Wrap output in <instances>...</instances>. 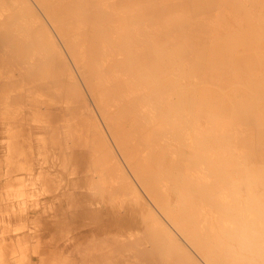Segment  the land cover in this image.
<instances>
[{"label":"rangeland","instance_id":"374dc122","mask_svg":"<svg viewBox=\"0 0 264 264\" xmlns=\"http://www.w3.org/2000/svg\"><path fill=\"white\" fill-rule=\"evenodd\" d=\"M79 1L65 0L60 8L47 9L41 0H0L11 5L0 12V27L9 29L14 12L20 14L21 26L9 37L13 60L0 47V264H98L105 258L104 264H161L157 249L146 241V231L164 239L171 250L168 254L182 264H225L217 240L225 246L231 264H264V114L256 129L251 118L221 125L231 117L232 103L242 101L240 91L253 85H259L253 89L254 100L264 113L260 90L264 91V48L256 45L243 52L246 64L249 61L252 66L251 59H257L261 67L245 77L228 62L223 75L204 64L201 69L191 66L200 61L204 49L223 47L225 39L243 35L242 24L255 13L258 27L264 30V0H211L197 13L191 11L195 2L190 0H150L155 10L177 14L180 21L164 30L158 18L141 16L140 32L132 30L133 38L141 41L147 35L149 41L165 40L171 55H178L182 43H189L192 49L185 57L190 65L183 63L175 74L174 92L209 85L222 98L216 107L221 122L217 127L205 115L196 124L189 115L183 116L184 123L169 116L172 128L166 133L161 130L150 142L151 152L145 141L147 132L159 127L153 120L158 103L125 113V120L117 124L111 121L122 110L132 112L135 96L149 88L130 94L135 76L121 72L116 74L122 77L119 80L95 88L89 82L92 64L84 59V50L75 47V33L62 30L52 17L58 9ZM106 3L97 1L94 8ZM141 5L134 0L130 14H142ZM239 21L242 27L237 26ZM109 33L113 56L108 60L97 56L93 68L110 80L125 57L114 41L120 33L116 28ZM20 35L32 39L18 44ZM35 39L39 51L33 50ZM224 51L225 61L235 62L240 56L231 47ZM160 78L163 83L169 80L166 75ZM112 89L121 91L115 95L116 103L102 101L101 91ZM176 99L174 95L168 101ZM131 119L139 125L125 144L118 135ZM147 157H152L149 165L158 171L149 175L161 202L140 177L138 168H144ZM176 179L191 184L189 192L174 183ZM181 192L197 201L198 207L187 231L180 228L184 220L180 210L170 206ZM120 197L133 206L139 222L145 221L143 232L117 235L114 224L127 216L126 209L113 208V201ZM181 198H177L179 205ZM72 199L79 205L74 210L70 209ZM115 209V215L106 213ZM111 225L110 232H105Z\"/></svg>","mask_w":264,"mask_h":264},{"label":"bare ground","instance_id":"6f19581e","mask_svg":"<svg viewBox=\"0 0 264 264\" xmlns=\"http://www.w3.org/2000/svg\"><path fill=\"white\" fill-rule=\"evenodd\" d=\"M41 1L43 2L44 6H46L47 9H49L50 7L54 5L56 6L59 5L58 8H60L62 3L65 2V0H48V1L41 0ZM97 1H100V0H80L79 2H70V4L68 6H65L63 9H58V11L55 12L52 15V17L60 25L62 30L67 29L70 31L69 33H75L73 34L76 40L75 47L77 46L81 47V49L84 50V54H83L84 59L90 64H92L91 65L92 69H90V71L88 70L90 74L89 82H91L90 84H92L95 88H101L103 87V84L106 85L105 83L109 81L119 80V78H122V77L116 74L120 72L126 75L132 74L135 76V81L133 82V85L129 89L130 94L134 95V94L140 93V91H133V90L149 88V91H146V93L143 92L144 95L140 94L139 97L135 96V99L132 101L133 105L130 107V110L132 112H127V111L122 110L121 112L119 111L120 113H118V115L111 118L113 125L115 123L117 124L119 121L125 120V113L134 114L137 111H139L140 106L142 105H145V104L150 105L152 103H158L157 108L155 110L156 113L154 114L153 120H154V124L159 127H157L155 131L152 129L149 130L147 132V138L145 141L146 142L145 146L149 152H151V149H152L150 142H152L153 140H156L157 137L160 136V131L162 130L163 132L166 133L171 130L170 128H172V125L170 124L169 119L167 118L169 116L177 117L180 120H182L184 118L183 116L189 115V116L194 117V123L196 124L199 121L200 116L205 115V117L208 118L209 123L212 124L214 127H217V125L221 123L220 118L218 117L219 114L217 115L216 113V109H217L216 107L219 105L218 99L220 97V93L217 92L219 90L214 89V86L206 85L205 87L201 86L198 88H192V89L189 88L190 89L189 91L180 89V92H178V94L174 92L175 90L172 86V83H173L172 81L174 80V77L176 76L175 74H178L177 73L178 69H180L183 66V63L185 62L188 64L190 63V61L187 62L188 60H186V57H185V54H188L187 52L188 51L190 52V49H192L191 46H189V43L187 42L182 43L181 46H183L182 47L183 50L181 51V53H179L178 55H171V52L169 50L170 46L167 47L168 43L165 40L158 38L154 41H149L148 37H146L147 35L145 36V38H143V40L141 39V41H137L136 38H133L132 30L136 31L140 28V26H142L143 22H142L141 16H143L144 20L146 18L148 19L153 18V17L158 18L161 21L160 27L161 29H164V30H170L176 24V21L178 23L180 21L179 16H177V14L173 15L170 12L167 13L166 11L162 12L159 10H155L154 7H152L153 4L150 5V2H151L150 0H138L139 3L141 2L142 4L141 6L143 8L142 14L138 16L130 14L131 12L130 6L134 0H111V1L106 0L107 5H105V7L103 8H100L97 5V10H96L94 6ZM190 1L195 2V4L191 6L192 7L191 11L194 13L201 11L206 4L212 3L211 0L207 3H202V2L198 3V1H202V0H190ZM7 4H8L7 2L0 3V12H3L4 8L5 9L8 8L7 6L9 7L11 6L10 4L8 5ZM175 9H180V8H175ZM90 10H92V13H90ZM174 12H176V10H174ZM181 12H182L181 10H177L178 14H181ZM19 15L20 14L18 12H14V17L13 19H11L13 23L11 22L12 25L9 27V29L5 28L4 26L0 27V47L5 49L7 59L11 57L10 55L12 52L11 51L12 49L9 46L10 44L9 37L11 36L14 37L13 31L21 28V26L18 25V20L20 17ZM258 20H259V15L255 13L250 16L249 20H247V23L244 22V24H242L241 21H239L237 26L239 25V27H242L241 26L242 24L244 25V29L246 30V31L244 30L245 33H243V35L234 36V38L225 39L223 41V47L222 45H217L214 48L204 49L203 51H205V53L200 57L199 59L200 61H197L195 63L191 62L192 63L191 66L195 65V67L197 66V68L201 69L204 64L206 67L209 66L211 68H215L214 70L216 73H221V75H223L224 71L227 68L226 66L228 62V64L233 65V68L237 69L238 72L240 71L244 72L245 73V75L243 74L244 77L249 75V73L253 69L257 70L260 67L256 65L258 64L257 59L256 60L251 59L252 63L255 62L254 65L251 66L249 65V61L246 64L247 61L243 60L242 58L245 55V53L243 52L246 49H249L256 45L260 46L261 48H264L263 46L264 30L258 27L257 25ZM63 21H67V22L65 23ZM92 25L93 26L95 25L97 28L95 30L93 29L89 31L88 27ZM99 27L101 28V30L99 29ZM83 28L85 30H81ZM113 28H116L118 33H120L119 36L117 35L118 38L115 39L114 41L120 45V48H118L119 49L118 52H120L121 55L122 54L124 55L125 60L122 61V63H118V67L116 68V71L114 72L112 79L109 80L108 77H106V75L105 76L103 75V73L101 74L98 73V69L97 70L94 69L93 64L98 61V60L96 61L95 59L97 56H101L102 60H108L110 57L113 56L112 54L113 48H111V44L109 45V42H108L109 40L110 42H112V38H110L111 36H109L110 34L109 32L113 30ZM23 29H26V28H23ZM239 29L240 28H238V30ZM138 32L140 31L138 30ZM20 37L22 40L20 39ZM20 37L18 39V44L20 42L21 43L25 42L26 39L28 40L32 39V37H25L21 35ZM32 46H33V50L39 51L38 50L39 42H37L36 39H35L34 45ZM71 46L74 47L73 44ZM227 47L228 48L231 47V50H234V53H237L238 55H240L238 56L235 62L231 59L230 60L228 59V61L224 60V57H225L224 49H226ZM199 52L197 53V55L201 53ZM12 56H14L15 58V55H12ZM11 60H13L12 57H11ZM211 68H208V71H210ZM263 69H264V66H263ZM163 75L164 76L166 75L169 77V80L165 81L166 83L161 82L160 77ZM233 77L235 78L234 75ZM123 79L124 81L128 80V78H123ZM258 87L259 85L257 84V85H253L252 88L249 87V88H245L244 90L240 91V96H241L242 101L239 100V97H238L237 99L239 101H234L232 103V107H233L232 111L234 113L230 111L229 109L230 111L229 114H231L230 115L231 117H229L228 119H225L224 122L221 123V125L222 124L225 125V122L230 123V122H235V121L239 123H243L251 118L252 120L251 125H256V126H253L256 129L258 128V126H260L263 123L262 115L264 113L260 112V106L254 100V95L256 92L253 93V89H256ZM260 90L261 92L264 93L262 87L260 88ZM101 93L104 94L102 95V97L105 98L102 101L109 102V103H116L118 98H116L115 95H117L118 93L121 94V91L112 89L109 91H101ZM174 95H176L177 97L176 101H174V103H171V101L169 102L168 98ZM232 113L235 115H233ZM183 121L184 119L182 120V123H184ZM138 125L139 123L137 120L131 119V121H128L126 123V126L124 127L125 129L122 130L118 135L119 140L122 143L126 144V141L134 135L135 129L137 128ZM147 130L148 129H146V131ZM238 136L241 137L242 135L238 133ZM144 161H145L144 168H141L142 166L138 168L140 177L143 178L142 180L145 184L146 189L149 190V192L152 194L154 198H156L157 200L161 202V199H160L161 195L158 194V192H154V190L152 189L154 181L150 179L151 177L149 175V174L152 175L153 173H158V171L153 167V165H149V163L152 162V157H147L146 159H144ZM174 183H178L180 184V186L186 187L188 192H189V189L191 188V186L190 188L188 186L191 184H188L187 181H182V180L180 181L179 179H176ZM167 193H169L168 190H167ZM183 193L185 192L180 193V195H182L180 197H178L179 195L175 194L176 197L172 199V204H170V206L173 210L174 209L180 210L181 218L184 220L182 222L180 221L181 224L179 223L178 224L180 225V228L182 230L187 231V227L191 225L190 224L191 221L189 220L193 217L195 218L198 207L195 205L197 201L195 202L191 201L190 197L185 196ZM201 193H202L201 194L202 196L203 192L201 191ZM177 198L182 199V205L178 204ZM113 202H114L113 208L116 207V208L126 209V215H127L123 219H118L116 223L114 224V226H116L117 228V235L127 234L126 232L139 233L145 230V229L142 230L143 228L146 227L145 221L141 220L139 222V220H137L136 215L134 213L136 212L135 209L133 208V206L130 207L129 203L125 199H123V197L122 198L120 197L119 200H114ZM218 203L220 204V201ZM78 206L79 205L77 203H72L73 209H76ZM211 206L212 204L210 205V207ZM116 211H117L116 209L112 211L106 210V213L107 214L111 213L115 215ZM182 223H185V225H183ZM114 226L111 225L110 227L105 229V232L109 233L110 228H113ZM143 233L146 235V241H151L152 245L155 247V249H157L158 254H159L158 257L161 260L160 261L161 264H182L178 258H174L168 254L169 251L171 250H169V247L164 239L154 237L151 233L147 231ZM199 240L202 242L203 245L205 246L207 245L205 240L201 239L200 237H199ZM216 242L217 244L221 245L219 246L220 247L219 251L223 252V255L221 256L224 259L225 264H231V262L229 261L230 259L228 258V253H227V250L225 249V246L222 243H220V241L218 240ZM104 261L106 263V258ZM104 261L97 262V263L104 264Z\"/></svg>","mask_w":264,"mask_h":264},{"label":"crops","instance_id":"0c3cea01","mask_svg":"<svg viewBox=\"0 0 264 264\" xmlns=\"http://www.w3.org/2000/svg\"><path fill=\"white\" fill-rule=\"evenodd\" d=\"M13 150H17V149H13ZM16 153H18V152H16ZM73 198V197H72ZM72 203H76L73 199L71 200V202H70V209L71 210H74L73 208H72ZM63 264H65V263H63Z\"/></svg>","mask_w":264,"mask_h":264}]
</instances>
